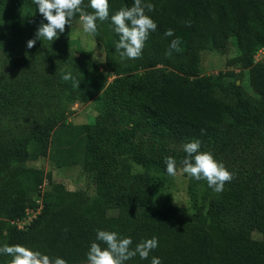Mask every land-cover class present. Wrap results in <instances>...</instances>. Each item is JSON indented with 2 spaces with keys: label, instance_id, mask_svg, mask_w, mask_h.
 Listing matches in <instances>:
<instances>
[{
  "label": "trees",
  "instance_id": "trees-1",
  "mask_svg": "<svg viewBox=\"0 0 264 264\" xmlns=\"http://www.w3.org/2000/svg\"><path fill=\"white\" fill-rule=\"evenodd\" d=\"M15 1L25 4L28 14L39 26L47 23L33 0ZM145 2L155 6L153 12L146 14L156 21L157 29L149 33L144 46L155 54L154 63L168 64L175 72L156 70L135 75L133 72L140 64L120 65L108 58L117 75L105 90L112 102L141 113L156 132L181 139H199L201 144L217 138L229 116L241 126L264 122V59L250 71L254 96L246 95L235 84L230 90L224 89V98L218 97L213 91L214 84L200 76L199 64L203 37L219 49L233 43L241 53L240 60L251 64L252 56L264 48V0ZM133 3L134 0H109L110 15L106 21L113 30L111 15ZM93 11L90 0H83L82 11L65 30L74 28L83 13ZM3 25L0 23V44L9 57H14L6 45ZM97 25L94 36L100 33L99 20ZM168 28L174 30L171 37L164 36ZM177 37L181 51L167 56L170 42ZM181 52L185 54L184 60L175 57ZM32 96L3 84L0 112L13 113L28 104ZM87 127L82 125L74 131L72 139L66 140L74 143L79 138L84 142L85 156H91L92 160L99 155L97 151L101 157L103 154V176L98 178L100 191L87 197L80 191L53 184L43 192L39 212L24 228L12 222L22 220L26 210L34 205L30 193L42 184L44 172L39 167L22 165L28 153L22 141L0 139V246L5 237L8 245L20 244L39 250L52 258L65 259L67 264H85L97 230H108L121 237H131L133 249L142 240L158 238V247L150 252L148 259H141L137 254L126 264H151L153 256L160 257L162 264H264V206L245 222L232 225L226 220L224 210L215 203L210 204L206 220L196 221L178 209L159 207L150 191L137 196L134 188H125L127 192L120 193L113 188L114 181L109 176L120 172L114 166L115 152L121 154L125 146L107 136L94 138L88 131L83 138ZM93 142L98 145L91 150L89 145ZM207 222L218 230L219 237ZM254 231L259 235L253 236ZM10 260V256L0 254V264H9Z\"/></svg>",
  "mask_w": 264,
  "mask_h": 264
},
{
  "label": "rangeland",
  "instance_id": "rangeland-1",
  "mask_svg": "<svg viewBox=\"0 0 264 264\" xmlns=\"http://www.w3.org/2000/svg\"><path fill=\"white\" fill-rule=\"evenodd\" d=\"M0 23L5 24V42L14 55L9 57L0 44V86L9 84L33 95L19 110L0 112V139L22 141L28 152L22 165L39 167L44 172L42 184L30 193L34 205L22 220L12 224L24 228L39 212L43 192L53 184L87 197L100 191L103 154L101 157L97 151L99 155L92 160L85 156L84 142L79 138L75 137L74 143L66 140L72 139L82 125L88 126L83 138L88 131L94 138L107 136L125 146L121 154L115 152L114 166L122 173L109 176L120 193L127 192L125 188H134L137 196L150 191L159 207L178 209L196 221L206 220L210 204L215 203L232 225L245 222L264 206V122L241 126L229 116L218 137L201 144V151L211 152L234 174L217 193L206 180L198 181L182 171L181 162L186 156L183 145L192 140L156 132L141 113L113 103L105 91L117 76L108 58L120 65L140 64L135 75L156 70L175 72L172 66L154 63L155 54L145 46L140 58L122 59L115 48L119 36L106 20L99 21L98 36L85 33L79 19L74 28L60 33L54 41L37 38L32 48L27 42L36 38L39 25L22 1L0 0ZM200 46V76L214 84L215 95L224 98V89L237 84L246 95L254 96L250 71L264 59V48L252 56L251 64H244L233 43L219 49L203 37ZM175 57L184 60L185 54ZM67 74L72 78L64 80ZM97 145L93 142L89 148L93 150ZM168 156L176 160L175 176L166 171ZM206 225L220 236L213 225ZM258 235L253 232V236ZM5 244L3 237L1 246Z\"/></svg>",
  "mask_w": 264,
  "mask_h": 264
},
{
  "label": "clouds",
  "instance_id": "clouds-1",
  "mask_svg": "<svg viewBox=\"0 0 264 264\" xmlns=\"http://www.w3.org/2000/svg\"><path fill=\"white\" fill-rule=\"evenodd\" d=\"M39 13L47 23H42L36 32V38L29 39L27 47L32 48L36 39L54 41L60 33L65 31L66 25L74 16L82 11L83 0H33ZM92 13H83L80 20L83 31L87 34H96L98 30L97 20L103 22L109 19V0H90ZM154 4L145 0H134L131 7L121 8L111 15V23L114 31L119 35V41L115 48L120 52L121 58L137 59L142 55L145 41L149 33L157 29V23L146 12H153ZM174 35V30L168 28L164 32L165 37ZM179 37L173 39L168 47L167 56L172 52L181 51ZM71 75L63 76L64 80L71 79ZM79 86V83L77 84ZM186 153L182 160V171L196 180H206L210 188L220 193L227 182L233 179L234 174L227 169L223 162L217 161L214 155L208 151H201V142L194 139L183 145ZM166 171L170 176L177 173V163L172 156L166 158ZM131 237H121L115 231L97 230L96 239L90 245L87 252V264H126V261L139 255L141 259H148L152 250L158 247V238L153 236L131 247ZM102 245H106L102 247ZM0 254L10 256L9 264H67L60 257L52 258L39 250L16 244L0 246ZM151 264H162L158 256H153Z\"/></svg>",
  "mask_w": 264,
  "mask_h": 264
}]
</instances>
